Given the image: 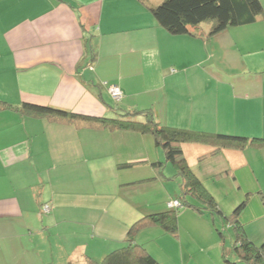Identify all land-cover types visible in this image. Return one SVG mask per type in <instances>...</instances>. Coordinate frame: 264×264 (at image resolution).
I'll return each mask as SVG.
<instances>
[{
  "label": "crops",
  "instance_id": "obj_1",
  "mask_svg": "<svg viewBox=\"0 0 264 264\" xmlns=\"http://www.w3.org/2000/svg\"><path fill=\"white\" fill-rule=\"evenodd\" d=\"M161 1L0 0V99L111 115L105 84L115 83L124 92L119 107L153 108L161 124L264 137V19L213 36L173 35L148 8ZM209 152L185 145L206 187L226 196L225 214L251 190L264 192V148L196 161ZM160 156L151 135L0 108V264L103 259L134 222L174 198L151 165ZM226 169L232 175L214 178ZM156 185L161 200L138 202V187ZM252 200L245 227L260 244L264 225H253L264 220V201ZM179 215L178 236L155 226L137 236L158 261L243 263L232 261L234 230L227 243L222 218L190 208Z\"/></svg>",
  "mask_w": 264,
  "mask_h": 264
},
{
  "label": "trees",
  "instance_id": "obj_2",
  "mask_svg": "<svg viewBox=\"0 0 264 264\" xmlns=\"http://www.w3.org/2000/svg\"><path fill=\"white\" fill-rule=\"evenodd\" d=\"M148 8L158 24L170 34H187L193 37L217 35L226 29L254 24L260 19H264L262 0H162L159 5ZM207 22L212 23L209 32H205L202 28L204 27L203 24ZM113 85L117 84H105L107 92L115 102L111 103L113 114L110 116L87 115L69 109L26 102L15 105L0 99V108L16 109L26 115L53 121L97 126L111 132L128 131L151 135L156 146L164 153L163 160L151 163L158 172V176H164L166 163L173 164L176 173L181 176L180 191L167 202L166 210L145 215L134 222L129 227L126 238L119 248L110 251L101 260L87 256L86 264H162L139 241L137 236L143 229L153 226L159 228L163 234L178 236L180 231L179 213L182 208H190L202 213L207 212L222 218L227 226L225 228L231 227L234 230L235 241L232 245V251L243 264H264V241L260 244L254 243L247 235L245 227L246 217L248 218L253 201L252 195L259 196L264 201L263 190H251L252 192L227 215L219 201L195 172L185 153V145L187 144L208 148L209 153L196 157V161L202 162L209 157L218 155L225 149L243 150L247 146L263 149L264 137H250L210 129L199 130L161 124L153 108L128 109L119 107L123 101L124 92L117 85L122 91V98L119 100L114 98L109 91ZM98 87L102 90L103 86L98 85ZM126 165L130 166V164ZM227 173L232 175V170H223L218 175L214 174V178ZM174 201H178L180 206H170ZM225 228L222 227L218 230L222 238L226 236Z\"/></svg>",
  "mask_w": 264,
  "mask_h": 264
},
{
  "label": "rangeland",
  "instance_id": "obj_3",
  "mask_svg": "<svg viewBox=\"0 0 264 264\" xmlns=\"http://www.w3.org/2000/svg\"><path fill=\"white\" fill-rule=\"evenodd\" d=\"M203 26L205 28H208L209 30H211L212 28V23L211 22H207V23H204ZM110 116V115H108ZM160 153H161V158L162 160L164 159V153L162 152V150H160ZM209 165L211 167H216V166H212L210 163ZM166 166V169L164 168V176H161L162 179L164 180V183H166L168 186H172L171 189L173 191L174 194L176 193H179L180 191V183H181V176L178 175L176 172V169L173 167L174 165L171 164V163H166L165 164ZM167 169L169 171H167ZM145 174H141V176H143ZM127 180H130V178H128ZM210 184V182L208 183ZM157 186V187H156ZM156 186H145V187H138L136 189V198L138 199V202H142L144 204H146L148 201L152 204L154 202H158V200H161V197H162V192L161 191L162 189L159 188L158 185ZM228 189H229V186H228ZM134 189H132L131 193H133ZM234 192V191H233ZM160 194V195H159ZM221 199H219V198ZM217 200L219 201H222V198H224V200L226 201V196L224 195L222 198L220 196H218ZM245 198V197H244ZM244 198H240L239 202L234 206V208L239 205V203L244 199ZM128 199H131V196H129ZM219 201V203L221 204V202ZM160 202V201H159ZM159 204V203H158ZM153 205H157V204H153ZM151 206V205H150ZM233 206H231V208L229 210H233L234 208H232ZM229 213H231L229 211ZM247 215V214H246ZM261 219V218H260ZM257 224V225H256ZM259 225H264V220L262 221H255V224L253 226H259ZM214 227V226H213ZM215 229V227H214ZM226 229V228H225ZM233 230V229H232ZM226 238H227V243H230L229 240L231 238V234H232V231L231 229H226ZM231 257V255H230ZM235 260H237V257L236 255L233 253L232 254V261L234 262ZM231 261V263H232ZM243 264V263H242Z\"/></svg>",
  "mask_w": 264,
  "mask_h": 264
},
{
  "label": "built area",
  "instance_id": "obj_4",
  "mask_svg": "<svg viewBox=\"0 0 264 264\" xmlns=\"http://www.w3.org/2000/svg\"><path fill=\"white\" fill-rule=\"evenodd\" d=\"M109 91L114 96V98H116L118 100L122 98V91L119 88V86L113 85V86H111L109 88ZM171 205L177 207V206H180V203L178 201H174V202H172L170 204V206ZM43 208H44L45 212H49L50 211V206L48 204L44 205Z\"/></svg>",
  "mask_w": 264,
  "mask_h": 264
}]
</instances>
